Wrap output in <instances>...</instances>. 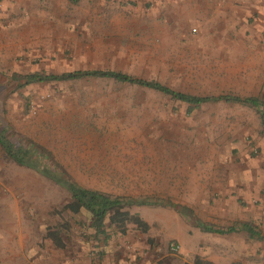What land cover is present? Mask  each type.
Wrapping results in <instances>:
<instances>
[{"label": "rangeland", "instance_id": "rangeland-1", "mask_svg": "<svg viewBox=\"0 0 264 264\" xmlns=\"http://www.w3.org/2000/svg\"><path fill=\"white\" fill-rule=\"evenodd\" d=\"M92 70L196 97L248 98L235 83L248 78L261 82L254 97L264 96V0H0V131L17 147H38V164L61 169L18 166L0 148V264H194L196 256L264 264L259 110L195 107L111 79L12 81ZM55 173L188 208L224 233L201 232L175 208L143 206L132 211L147 234L130 228L102 246L85 216L58 214L69 193ZM65 223L71 230L57 249L46 232Z\"/></svg>", "mask_w": 264, "mask_h": 264}, {"label": "trees", "instance_id": "trees-1", "mask_svg": "<svg viewBox=\"0 0 264 264\" xmlns=\"http://www.w3.org/2000/svg\"><path fill=\"white\" fill-rule=\"evenodd\" d=\"M85 78L95 79H111L118 83L135 85L147 89H151L162 94L171 97L174 100L198 107L207 102H234L245 106L253 107L259 110V118L262 129L264 131V96L260 97H249L239 98L231 96H218V97H196L188 94H184L175 91L169 87L161 85L157 82H148L145 80L137 79L125 73L115 71H75L71 73H65L61 75H45V74H27L25 76H12V81L15 83L16 88H23L33 83H44V82H57V81H68V80H79ZM0 148L12 162L18 166L34 168L39 170L41 173L49 174L53 171L60 170L57 165H46L38 164L39 160V148L31 146H15L4 134V130L0 131ZM51 171V172H50ZM53 179L56 183L62 185L69 193V201L58 211V214H68L71 216H85L88 224L85 225L87 229L92 230V238L101 243L102 246H106L108 240L112 234L115 235H126L130 228H134L141 234H147L150 226L149 224L136 212H133L135 207L143 206H162L172 207L176 209L183 217H187L189 220H193L192 223L201 232L206 233H224L217 231L210 226L205 225L198 219L194 218L191 211L188 208H178L173 206L170 202L154 199V198H140L131 197L125 195H112L109 193L92 190L85 188L78 183L74 182L71 178L54 174ZM84 226V225H82ZM253 237H259L250 225L245 224L242 228ZM71 230V224H60L55 228H49L46 232V238L57 249H64L65 243L63 240V234ZM112 231L113 233H109ZM234 231L233 228L228 229L226 232ZM194 264H214L210 261L204 260L199 256L194 258ZM230 264H241V263H230Z\"/></svg>", "mask_w": 264, "mask_h": 264}, {"label": "crops", "instance_id": "crops-1", "mask_svg": "<svg viewBox=\"0 0 264 264\" xmlns=\"http://www.w3.org/2000/svg\"><path fill=\"white\" fill-rule=\"evenodd\" d=\"M257 76H259L258 72H252L247 77H253L254 78ZM235 83L239 87L238 90L240 91V93L243 96H246L249 98V97L257 96V94L260 93L261 82H256L254 79L252 81H249L248 78H244V79L239 78V79H237V81ZM221 96H223V95H221ZM226 96H229V95H226ZM214 97H218V96H214ZM217 102H219V101H217ZM223 102H225V101H223ZM178 221H181V220L179 219ZM211 261L214 264H227L223 260L222 261L210 260V262ZM232 263H235V262H232ZM237 263H239V262H237ZM228 264H230V263H228Z\"/></svg>", "mask_w": 264, "mask_h": 264}, {"label": "built area", "instance_id": "built-area-1", "mask_svg": "<svg viewBox=\"0 0 264 264\" xmlns=\"http://www.w3.org/2000/svg\"><path fill=\"white\" fill-rule=\"evenodd\" d=\"M171 250H172V251H176L175 246L172 245V246H171Z\"/></svg>", "mask_w": 264, "mask_h": 264}]
</instances>
